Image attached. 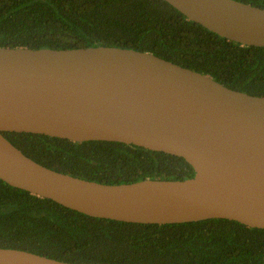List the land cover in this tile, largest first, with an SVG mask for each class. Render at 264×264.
I'll return each mask as SVG.
<instances>
[{"label":"water","instance_id":"obj_1","mask_svg":"<svg viewBox=\"0 0 264 264\" xmlns=\"http://www.w3.org/2000/svg\"><path fill=\"white\" fill-rule=\"evenodd\" d=\"M210 31L264 47V9L164 0ZM2 132L113 141L183 158L187 179L106 184L47 168ZM0 179L95 218L142 224L228 219L264 229V97L151 52L0 47ZM0 264L69 263L0 247Z\"/></svg>","mask_w":264,"mask_h":264},{"label":"trees","instance_id":"obj_2","mask_svg":"<svg viewBox=\"0 0 264 264\" xmlns=\"http://www.w3.org/2000/svg\"><path fill=\"white\" fill-rule=\"evenodd\" d=\"M264 9V0H237ZM111 46L151 52L264 97V47L243 46L164 0H0V47ZM35 162L106 184L187 179L183 158L113 141L2 132ZM0 247L69 263L264 264V229L228 219L142 224L95 218L0 179Z\"/></svg>","mask_w":264,"mask_h":264}]
</instances>
